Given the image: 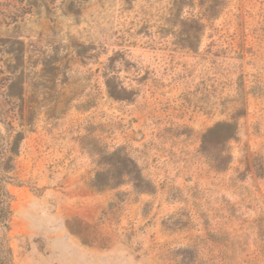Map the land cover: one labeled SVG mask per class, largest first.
<instances>
[{"label": "rangeland", "instance_id": "374dc122", "mask_svg": "<svg viewBox=\"0 0 264 264\" xmlns=\"http://www.w3.org/2000/svg\"><path fill=\"white\" fill-rule=\"evenodd\" d=\"M190 1L0 0L12 264H264V0Z\"/></svg>", "mask_w": 264, "mask_h": 264}, {"label": "trees", "instance_id": "16d2710c", "mask_svg": "<svg viewBox=\"0 0 264 264\" xmlns=\"http://www.w3.org/2000/svg\"><path fill=\"white\" fill-rule=\"evenodd\" d=\"M184 1L186 0H169L168 10L172 17L176 16ZM107 88L109 95L115 97L109 85ZM213 130H225L226 142L232 140L236 135V126L232 123H218ZM22 139L23 132L15 131L14 127L7 123L0 113V228H4V224L10 217L12 196L6 189V184L13 180L9 174L14 171L13 161L19 152ZM0 264H12L11 249L4 238H0Z\"/></svg>", "mask_w": 264, "mask_h": 264}]
</instances>
